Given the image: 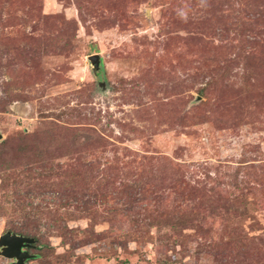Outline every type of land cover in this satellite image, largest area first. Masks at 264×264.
<instances>
[{
	"label": "rangeland",
	"instance_id": "374dc122",
	"mask_svg": "<svg viewBox=\"0 0 264 264\" xmlns=\"http://www.w3.org/2000/svg\"><path fill=\"white\" fill-rule=\"evenodd\" d=\"M7 232L28 264H264V0H0Z\"/></svg>",
	"mask_w": 264,
	"mask_h": 264
},
{
	"label": "water",
	"instance_id": "95a60500",
	"mask_svg": "<svg viewBox=\"0 0 264 264\" xmlns=\"http://www.w3.org/2000/svg\"><path fill=\"white\" fill-rule=\"evenodd\" d=\"M89 60L94 71L98 73L102 67L100 55H91ZM100 86L104 87L105 84L101 83ZM35 243V238L7 232L0 237V255L4 258L13 260L12 264H28L27 261L34 257V255L30 254L27 248H30Z\"/></svg>",
	"mask_w": 264,
	"mask_h": 264
},
{
	"label": "trees",
	"instance_id": "16d2710c",
	"mask_svg": "<svg viewBox=\"0 0 264 264\" xmlns=\"http://www.w3.org/2000/svg\"><path fill=\"white\" fill-rule=\"evenodd\" d=\"M24 234H26V233H24ZM27 235V234H26ZM29 250V249H28Z\"/></svg>",
	"mask_w": 264,
	"mask_h": 264
}]
</instances>
